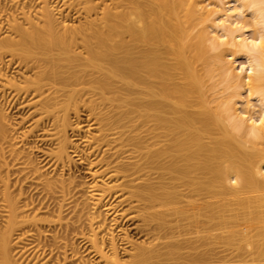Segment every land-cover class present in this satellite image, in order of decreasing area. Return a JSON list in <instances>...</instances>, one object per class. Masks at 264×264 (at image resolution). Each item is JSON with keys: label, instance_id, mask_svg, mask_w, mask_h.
Segmentation results:
<instances>
[{"label": "bare ground", "instance_id": "6f19581e", "mask_svg": "<svg viewBox=\"0 0 264 264\" xmlns=\"http://www.w3.org/2000/svg\"><path fill=\"white\" fill-rule=\"evenodd\" d=\"M91 263L264 264V0H0V264Z\"/></svg>", "mask_w": 264, "mask_h": 264}, {"label": "rangeland", "instance_id": "374dc122", "mask_svg": "<svg viewBox=\"0 0 264 264\" xmlns=\"http://www.w3.org/2000/svg\"><path fill=\"white\" fill-rule=\"evenodd\" d=\"M247 21H249L250 23H251V21L249 20V19H247ZM247 23L246 22V24H247V29H246V33H247V35H251L252 36V34H253V31H254V29H253V27L251 26L252 25V23H251V25H250V23ZM76 23H78L77 21H76ZM203 28V26L202 25H199L197 28H196V30L194 31V34L197 32V30L198 29H202ZM6 34H5V32H3V33H1V37H3V36H5ZM226 54V53H225ZM209 57H211L212 58V62H214V58H215V52H209ZM207 55V56H208ZM208 57V58H209ZM210 58V59H211ZM236 60H238V61H236V67L238 66V67H240L241 66V64H242V62H245V59H244V57H242L241 55H238L237 56V59ZM241 63V64H240ZM199 69H201L202 68V63L200 64L199 63ZM206 70V66L204 67V71ZM202 84H203V90H205L206 91V95L211 99V98H214V97H219L220 95V93L221 92H223V89H224V85L220 82V77L219 76H216V77H210V76H207L206 74H204L203 75V77H202ZM245 97V96H244ZM239 107L241 106V104L240 105H238ZM5 109H6V112L8 113V115H9V117H10V120H14L13 122H17L19 119H20V115H18V116H16V112L14 113V110H9V108L7 109L6 107H5ZM13 113V114H12ZM13 117V118H12ZM19 117V118H18ZM12 122V121H11ZM222 136V134L220 133V131L219 130H216V129H214L213 131H211L209 134H208V137H207V141H213V140H215V139H217V138H220ZM31 141H33V140H31ZM32 144H33V142H31ZM78 170H81L80 171V173H82V174H80L79 172L77 173V180L78 181H80V182H86V181H88L89 179H88V177H87V173L85 172V170H83V169H80V167H78ZM84 171V172H83ZM156 172H158V173H161V171L160 170H156ZM68 175V173H66V176ZM76 175V174H75ZM78 176H80V177H78ZM68 177V176H67ZM86 177H87V179H86ZM224 197V200L225 201H232V202H234L235 201V198L236 197H234V196H232V195H225V196H223ZM139 241H141L142 239H138ZM73 242L75 243V245L74 246H76V249H77V246H78V248H79V250H78V252L79 251H81V253L82 254H80V256H82V255H84L85 254V252H84V250H83V248H82V246H81V244L79 243L80 242V240L79 239H74L73 240ZM84 253V254H83ZM85 256V255H84ZM84 256H82L83 258H84V260L86 259V260H89V258L88 257H84ZM92 264V263H91Z\"/></svg>", "mask_w": 264, "mask_h": 264}]
</instances>
